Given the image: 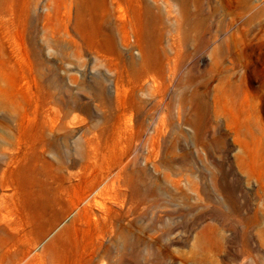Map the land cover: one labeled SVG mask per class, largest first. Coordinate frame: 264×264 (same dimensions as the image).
<instances>
[{
  "label": "rangeland",
  "instance_id": "1",
  "mask_svg": "<svg viewBox=\"0 0 264 264\" xmlns=\"http://www.w3.org/2000/svg\"><path fill=\"white\" fill-rule=\"evenodd\" d=\"M123 153L159 191L98 192L91 230L110 236L77 245L264 264V0H0V227L70 258L60 233L90 228L71 185Z\"/></svg>",
  "mask_w": 264,
  "mask_h": 264
},
{
  "label": "bare ground",
  "instance_id": "2",
  "mask_svg": "<svg viewBox=\"0 0 264 264\" xmlns=\"http://www.w3.org/2000/svg\"><path fill=\"white\" fill-rule=\"evenodd\" d=\"M48 143L58 148L61 146L59 141L54 139L48 141ZM124 157L125 156L123 153L121 156L116 158V162L113 163L112 166L108 167L110 169L107 174L99 175L98 173H94L88 176L90 173L89 172L87 177H84L80 180H78L77 178L78 182L71 185V188L73 190L72 193L74 195L76 194V202L74 203V208L78 210L77 212L78 214L80 213V217L86 220V223H88L87 226L90 228H78L75 226H70L60 233L62 235L61 239L63 236H65V239L68 243H72L75 241L71 248L67 247L69 248V250L66 249L67 251H69V253L71 252L72 254L70 258L62 259L61 257L56 256V254L58 255V253L54 252L55 246L53 245V242L48 243V247H43L44 249L40 253L36 252L31 246H28V248L24 247L23 249H19V244H30L29 235L25 232H23L22 234V231L19 229H6L4 227H0V264H109L112 251L111 249L113 245L110 248L109 245L106 246L102 242L96 243L93 240H91L90 242L87 241L88 243L77 245L76 241L79 235L84 236V238H86L87 236V239H92L95 237L96 239H100L101 237L106 236L111 231L106 227L99 228L98 231H95L94 229L95 232L92 233L91 221L94 218L93 220H96L97 222V216L93 217L94 214L91 212L94 203L97 202L95 199L96 194L98 192L103 194L104 191H113V196L116 197L117 201H119L120 205L123 207L130 197L138 196L139 199L144 200L150 192H152V194H156L159 191L157 180L152 181L150 185H147L145 189H143V187L141 186L143 184V179L145 178V176L143 177L144 172L138 167V160L132 157L124 159ZM4 174H8V171L4 170ZM8 176L11 178L14 177V174L10 173L8 174ZM0 185H4V182H0ZM60 188H62V186H60ZM72 207L70 206V209ZM118 213L119 212H116L115 214L118 215ZM77 217L75 219H77ZM43 234H47L46 231ZM49 234L50 231L48 230V235ZM122 234L125 235L127 239H131L132 229H125L123 230ZM135 239L137 241L142 240L141 236L137 237L136 235ZM82 241H84V239H82ZM74 247L76 248L74 249ZM66 257L69 256L67 255Z\"/></svg>",
  "mask_w": 264,
  "mask_h": 264
}]
</instances>
